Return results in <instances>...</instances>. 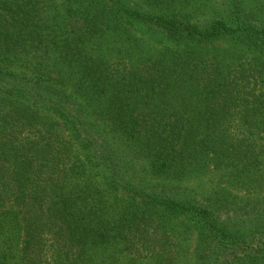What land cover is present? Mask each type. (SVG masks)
<instances>
[{"label": "trees", "instance_id": "obj_1", "mask_svg": "<svg viewBox=\"0 0 264 264\" xmlns=\"http://www.w3.org/2000/svg\"><path fill=\"white\" fill-rule=\"evenodd\" d=\"M192 1L0 0V264H264V195L176 186L264 164V24Z\"/></svg>", "mask_w": 264, "mask_h": 264}, {"label": "rangeland", "instance_id": "obj_2", "mask_svg": "<svg viewBox=\"0 0 264 264\" xmlns=\"http://www.w3.org/2000/svg\"><path fill=\"white\" fill-rule=\"evenodd\" d=\"M137 1V0H136ZM242 8V13L249 16V18L257 21L260 24H264V0H239ZM199 5V6H198ZM196 6H198L196 8ZM199 9L198 18L202 23H207L217 18L227 16L230 14L231 6L230 0H197L192 1L191 6L186 8ZM223 48V44H219ZM59 130L68 137V131L66 127L59 121ZM259 171L260 178L251 186H245L241 183L231 182L225 175L221 176L220 172L207 171L206 173L188 177L184 180L177 182L176 186L181 191H184L186 195L193 196L199 200L203 199L209 194L214 195L215 192L221 188H227L231 193L239 196L240 203L244 199L251 197L264 195V164ZM195 235L189 234L182 239V249L178 253L176 260L173 264H195L194 247H195ZM118 264H157L149 259L133 260L129 256H124L120 259Z\"/></svg>", "mask_w": 264, "mask_h": 264}]
</instances>
